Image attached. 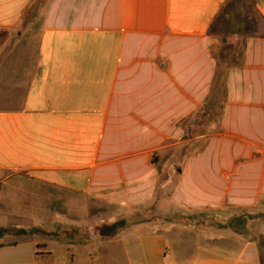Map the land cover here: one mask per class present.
<instances>
[{"label": "crops", "instance_id": "0c3cea01", "mask_svg": "<svg viewBox=\"0 0 264 264\" xmlns=\"http://www.w3.org/2000/svg\"><path fill=\"white\" fill-rule=\"evenodd\" d=\"M229 1L0 0V264H264V0L208 114Z\"/></svg>", "mask_w": 264, "mask_h": 264}, {"label": "rangeland", "instance_id": "374dc122", "mask_svg": "<svg viewBox=\"0 0 264 264\" xmlns=\"http://www.w3.org/2000/svg\"><path fill=\"white\" fill-rule=\"evenodd\" d=\"M252 0H230L227 6L224 8L223 19L217 21L212 28V33L218 38V44L214 48V55L219 59V66L223 67L227 71L230 67L231 59V45L230 40L232 36H235L237 33L243 34V32H253L256 29L255 22L259 23V19L256 16V9L252 3ZM246 17L249 18L250 23H246ZM259 26V25H258ZM221 71H219L220 74ZM222 90L217 88L214 101L208 107V114L216 115L221 109L222 103ZM215 120L208 118L206 124L209 127ZM209 130V129H208ZM202 132L203 129L200 128ZM198 132V131H197ZM198 134L192 137H198ZM209 135V134H208ZM181 153V152H180ZM192 154L195 152L191 151ZM169 155V154H168ZM172 157V155H170ZM176 173V171H175ZM134 221V220H133ZM132 221V222H133ZM201 217L199 215H182L176 214L174 216V226H175V236H183L189 240L200 241L205 237L204 227L200 225ZM103 231H98L97 234L100 236Z\"/></svg>", "mask_w": 264, "mask_h": 264}, {"label": "trees", "instance_id": "16d2710c", "mask_svg": "<svg viewBox=\"0 0 264 264\" xmlns=\"http://www.w3.org/2000/svg\"><path fill=\"white\" fill-rule=\"evenodd\" d=\"M253 1V0H252ZM224 11V10H223ZM222 14H223V12H222ZM221 14V16L218 18V21L219 20H221V19H223V17H224V15H222ZM214 27V26H213ZM230 45H231V40H230ZM231 47V46H230ZM231 54V53H230ZM228 62H230L231 63V59H230V61L228 60ZM236 62V61H235ZM225 69L223 68V67H220V74H219V82H218V85H217V87L219 88V90L220 89H222V79H223V76H224V74H225V72L226 71H224Z\"/></svg>", "mask_w": 264, "mask_h": 264}]
</instances>
